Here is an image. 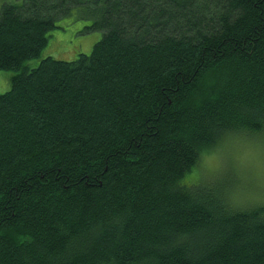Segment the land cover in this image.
Listing matches in <instances>:
<instances>
[{
	"label": "trees",
	"instance_id": "obj_1",
	"mask_svg": "<svg viewBox=\"0 0 264 264\" xmlns=\"http://www.w3.org/2000/svg\"><path fill=\"white\" fill-rule=\"evenodd\" d=\"M74 11L92 52L28 67ZM0 71V264H264V207L192 179L264 137V0L6 3Z\"/></svg>",
	"mask_w": 264,
	"mask_h": 264
},
{
	"label": "rangeland",
	"instance_id": "obj_2",
	"mask_svg": "<svg viewBox=\"0 0 264 264\" xmlns=\"http://www.w3.org/2000/svg\"><path fill=\"white\" fill-rule=\"evenodd\" d=\"M23 1L0 0V13L4 4ZM82 14L74 11L70 16L59 19L41 55L28 61L27 66L37 67L47 57L72 61L80 54H90L103 33L85 32L91 20L81 18ZM14 74V71H0L1 93L11 89ZM199 178H206L217 185L224 184L233 208L264 207V137L240 134L231 136L224 144L203 155L198 171L192 177L195 181Z\"/></svg>",
	"mask_w": 264,
	"mask_h": 264
}]
</instances>
